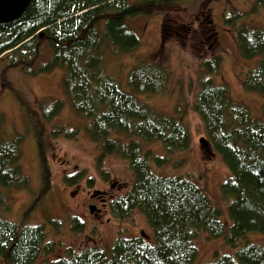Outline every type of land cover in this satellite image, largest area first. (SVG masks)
<instances>
[{
  "label": "trees",
  "instance_id": "16d2710c",
  "mask_svg": "<svg viewBox=\"0 0 264 264\" xmlns=\"http://www.w3.org/2000/svg\"><path fill=\"white\" fill-rule=\"evenodd\" d=\"M188 1L31 0L17 20L0 24V61L4 60L6 69H17L28 76L56 68L64 70V98L74 115L88 120L85 132L99 149L98 162L105 156H117L128 163L133 175L129 191L112 199L109 209L119 219L140 213L153 236L152 241L141 235L118 237L110 249H84L52 264H193L198 255L194 241L200 231L210 238H223L235 250L234 255L215 253V261L206 264H264V247L260 244L247 242L237 248L238 241L250 233L264 235V123L251 117L246 106L234 102L225 85L215 84L214 77L221 70L220 57L200 60L191 108L202 122L206 136L203 141L220 156L229 172L221 184V193L230 198L228 232L219 219L220 210L201 188L180 175H156L150 162L164 167L170 159L144 151L137 140L159 143L166 155L190 147V133L180 105L174 108L173 117L152 110L136 96L165 92L169 76L164 65L139 60L126 77L132 93L124 91L103 67L104 46L120 54H130L139 46V38L125 24L127 17L141 12L161 14V44L175 36L184 37L188 27H176L166 16H186L181 5ZM258 9L264 10V0H255L250 13ZM244 15L233 13L224 21L233 28L235 45L243 59L261 56L246 73L242 88L264 97V29L236 25ZM43 48L48 55L40 60ZM15 95L34 136L41 172L40 198L50 185L46 126L60 114L64 101L44 99L31 104L26 96ZM77 131L60 126L53 128L50 136L72 138ZM23 140L24 135L5 139L0 132L1 188L29 187L19 165ZM83 178L84 173L78 172L63 180L75 185ZM36 203L34 200L25 208L18 224L0 217L3 264H33L41 254L52 252L53 243L46 240L45 225L27 224ZM49 224L55 226V222ZM80 227L79 222L73 225L74 230Z\"/></svg>",
  "mask_w": 264,
  "mask_h": 264
},
{
  "label": "rangeland",
  "instance_id": "374dc122",
  "mask_svg": "<svg viewBox=\"0 0 264 264\" xmlns=\"http://www.w3.org/2000/svg\"><path fill=\"white\" fill-rule=\"evenodd\" d=\"M255 0H189L181 5L186 16L168 14L176 27L187 26L184 37L175 36L161 44V14L141 12L125 19L126 26L139 38V46L130 54L117 53L109 46L103 47V67L106 74L114 78L124 91L131 92L126 77L139 61H158L164 65L169 81L165 92L159 95H136L152 110L173 116L174 108L180 105L184 110L183 122L190 133V147L184 152L166 155L159 143L140 141L144 151L154 155L167 156L170 162L164 167H157L150 162L151 170L159 176L173 177L180 175L194 182L207 195L211 203L220 210V221L228 232L231 221L227 206L229 197L221 193V184L229 176L220 156L213 153L205 141L203 125L191 105L196 90V79L200 72L201 59L219 56L221 70L214 77L215 84L227 87L230 98L246 106L251 117L264 123V97L257 93L245 92L242 80L246 73L255 67L261 56L243 59L235 45L233 28L225 19L233 13L246 14L235 22L250 27L264 29V10L250 13ZM210 15L211 24L203 21ZM213 26L216 37L211 36ZM180 35H184L182 31ZM48 50L43 48L40 60H44ZM64 70L56 68L50 73L28 76L17 69H6L0 61V132L5 139L17 134L24 135L20 144L19 165L22 173L29 180L28 189L0 187V217L20 223L25 208L36 200L35 208L28 215L27 224H44L46 240L53 243L49 254H41L33 264H52L59 258L69 257L84 249H110L118 237H139L143 232L152 241L153 236L143 215L133 212L124 219L115 217L106 207L103 216L96 218L88 210L89 194L103 193L107 199L127 193L131 187L133 175L128 163L110 155L98 162L99 149L86 136L88 120L72 113L62 91ZM16 93L26 96L35 104L44 99L64 101L60 114L46 126L45 157L49 170V189L39 198L41 172L34 136L25 122ZM64 126L78 130L72 138L50 136L53 128ZM181 162L180 164H178ZM78 172L84 178L75 185H67L63 178ZM90 180V181H88ZM90 184V186H89ZM102 194V195H103ZM99 205V203H97ZM55 222V226L50 225ZM82 227L73 229L75 223ZM147 240V241H148ZM149 241V242H150ZM247 242H256L264 247V235L250 233L240 239L237 248ZM198 255L193 264H206L215 261V253L234 255L235 250L227 246L223 238H210L200 231L195 241ZM0 264L3 262L0 260Z\"/></svg>",
  "mask_w": 264,
  "mask_h": 264
},
{
  "label": "water",
  "instance_id": "95a60500",
  "mask_svg": "<svg viewBox=\"0 0 264 264\" xmlns=\"http://www.w3.org/2000/svg\"><path fill=\"white\" fill-rule=\"evenodd\" d=\"M31 0H0V24L9 23L17 20L24 12ZM203 142V139L200 141ZM89 212L93 214L96 211L95 206H89ZM141 236L146 235L141 232Z\"/></svg>",
  "mask_w": 264,
  "mask_h": 264
},
{
  "label": "flooded vegetation",
  "instance_id": "af4514ba",
  "mask_svg": "<svg viewBox=\"0 0 264 264\" xmlns=\"http://www.w3.org/2000/svg\"><path fill=\"white\" fill-rule=\"evenodd\" d=\"M162 16V15H161ZM204 22L211 24V19H210V15L207 14V16L203 19ZM210 30H214L213 26H211V28H209L206 32H209ZM161 34V32H160ZM211 36H213L214 38L217 36L215 30L212 32ZM103 193H99V194H89V200L90 202H92L90 204V206H95L96 211L93 213V216H95L96 218H99L101 216H103V214L106 212V207L109 208V202H111L112 199H114L113 197H111L110 199H107L105 197V195ZM99 203V205L97 204Z\"/></svg>",
  "mask_w": 264,
  "mask_h": 264
}]
</instances>
